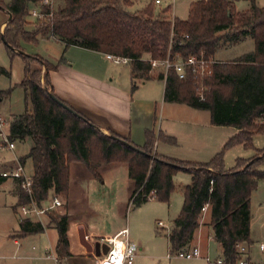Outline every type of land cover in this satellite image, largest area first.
<instances>
[{
  "label": "trees",
  "instance_id": "obj_1",
  "mask_svg": "<svg viewBox=\"0 0 264 264\" xmlns=\"http://www.w3.org/2000/svg\"><path fill=\"white\" fill-rule=\"evenodd\" d=\"M38 1L42 0L0 2V8L13 16L0 32V41L4 37L9 55H22L26 61L21 83L26 92V111L13 117L9 139L33 141L27 158L33 162L37 200L53 193L67 200L70 169L75 162L83 163L95 178L101 177L103 165L123 163L134 183L129 198L133 206L154 198L169 204L175 190L174 177L179 172L189 173L192 181L183 188L181 212L167 235L170 248H189L201 225L203 208L208 205L210 225L222 257L227 264L236 262L237 243H251V198L259 181L264 180V170L260 168L264 149L239 162L233 170L225 169L224 153L237 144L251 147L253 137L264 134V7L253 0L248 10L238 11L234 0H198L191 4L188 18L182 20L170 16L172 6H159L161 11L155 15L157 5L153 2L131 12L125 6L134 0H65V5L57 10L44 7L42 27L29 30L26 16L31 4ZM39 36L54 37L65 44V49L78 46L130 58L132 90L138 79L165 80L167 102L208 110L212 124L232 126L238 132L206 163L157 153L154 131H147L144 146L114 133L106 134L55 94L50 72L57 64L23 53L20 41L35 42ZM247 37L253 39L254 51L232 61L215 60L219 47L238 44ZM191 57L213 62L204 74H195L188 68L184 79L174 69L166 77L164 73L151 75L149 58L175 62ZM63 60L62 57L58 63ZM0 72L8 73L1 67ZM51 93L70 110L52 99ZM25 202L27 197L19 187L18 205ZM49 216L59 234L58 257L71 256L70 216L55 212ZM44 230L42 223L25 219L20 223L19 235Z\"/></svg>",
  "mask_w": 264,
  "mask_h": 264
},
{
  "label": "crops",
  "instance_id": "obj_2",
  "mask_svg": "<svg viewBox=\"0 0 264 264\" xmlns=\"http://www.w3.org/2000/svg\"><path fill=\"white\" fill-rule=\"evenodd\" d=\"M5 11L8 19L2 18L0 20V32L4 31L9 21V14L7 10ZM159 12L157 10V13ZM171 16L176 17L173 6ZM248 39L251 40L250 37H247L239 43L245 42ZM65 52L67 57L65 58L63 55V62L58 63L56 61L53 63L58 66L50 72L54 92L62 101L68 103L76 111L90 119L104 133H114L131 140L135 145L144 146L147 141V131H163L164 121L167 120L173 126L167 122L166 140H159L157 142L156 152L170 158L195 163L210 161L227 141L228 134L218 137L215 139V146H210L212 132H220L222 134V131L218 130L219 128H223V126L212 124L211 117L209 121L203 119L201 112L207 110H198L186 104L167 102L165 100V80L157 78L151 80L138 79L136 80L137 87L132 90L131 67L129 69L117 68L107 58L106 53L78 46H71ZM215 60L217 59L215 58ZM160 73L162 72L154 70L151 72V75L156 76ZM161 120L162 122L160 123ZM176 123L180 125V132L176 128ZM237 132L238 130L233 127L232 134L234 135ZM24 141H29L30 147H33L31 139ZM23 159H25L23 156L15 157L12 162L2 163L0 167L4 170L14 166L18 161L22 162L25 166L26 159ZM28 159L31 160L30 158ZM116 168L117 166L114 163L105 164L100 168L101 177L95 178L83 163L75 162L71 165L69 197L67 200L63 199L64 205L60 209L70 216L68 236L70 241L69 250L72 255L62 259L56 253L59 239L58 230L54 224L45 220L49 218V215L42 216L41 218H29L34 223H42L45 227L43 232L27 236L19 235L20 223L25 220L21 218L18 210L19 184L16 180L3 178L5 180L0 182V199L2 200V202L0 201V205L12 207L14 213L18 216V220L15 221L11 217L8 219V228L4 232L9 237L8 244L0 236V250L13 248L14 246L16 251H21L29 239V244H32L34 249L38 246V249H41L42 253H49L48 246H50L58 257V261L55 260L57 264H89L91 259L85 253L79 238L80 227L84 228L88 239L94 240L112 237L121 230L128 228L130 238L135 240L140 248L133 264H137L146 258L148 246L140 242L138 236L132 237L131 230L127 226L124 217L126 216V207L123 206V203L129 204L133 187L127 185L128 202L127 200L123 202L120 196L123 186L116 179ZM189 175L191 176L190 184L192 175ZM10 180L12 183H9ZM97 184H100L101 187H98ZM90 187L92 190L98 189L100 197L97 194L91 201L88 197L86 198L88 192H90ZM105 192L109 196L108 200H105L103 197ZM83 202L84 206L94 213L95 217L106 214V212L110 213L113 217L112 223L107 228H97L91 226V224L82 218H78L75 215L76 208ZM204 213V217H201V225L189 246L200 247L203 258L208 255V239L204 232L207 225L208 227L210 226L214 238L213 227L210 225L209 207ZM205 215H208L209 218H205ZM175 219H173V227ZM164 238L170 248L168 237ZM43 257L42 255L38 256V258ZM92 262L95 264V254Z\"/></svg>",
  "mask_w": 264,
  "mask_h": 264
},
{
  "label": "rangeland",
  "instance_id": "obj_3",
  "mask_svg": "<svg viewBox=\"0 0 264 264\" xmlns=\"http://www.w3.org/2000/svg\"><path fill=\"white\" fill-rule=\"evenodd\" d=\"M11 0H0L3 4L10 3ZM198 0H174L172 3L173 11L177 18L185 20L189 16V9L193 2ZM253 0H234L236 9L238 11H245L251 7ZM255 3L264 7V0H254ZM151 0H134V3L129 7L125 8L131 12H137L142 10L145 7H149ZM65 5V0H52L51 9L57 10ZM42 2H34L31 4L29 13L26 16V20L28 22L26 28L27 29H39L42 27V22L44 19H40L34 17L31 14L32 9L37 8L41 9ZM151 7V6H150ZM159 6L155 7V15H158L157 10H160ZM160 13V12H159ZM172 15V10L170 12V16ZM4 18L8 19V15L6 16V11L0 8V20ZM20 46L23 49L25 54L28 55H38L49 60L52 63L56 61L59 62L61 57L64 55L66 58V50L65 44L54 38V37H43L39 36L38 41H20ZM255 43L253 45V40L248 39L245 42L234 44V45H223L218 48L215 58L219 61H232L235 60L247 53L254 51ZM25 59L22 55L15 54L13 56L9 55L8 49L4 42L0 41V67L4 68L8 73L0 72V122L1 119L7 121V123L0 127V164L12 162L15 157L23 156L26 159L25 170L28 175H34V167L32 160L27 158L30 152V142L29 141H20L15 140V148L9 149L8 147H3V145L8 141L7 136L10 134V124L12 119L16 115L23 114L26 111L27 100H26V92L24 88L21 86V83L24 79V70H25ZM112 63H114L112 61ZM114 66L120 69H129L131 64H116ZM42 80V79H41ZM203 91V90H202ZM200 110V109H198ZM203 119L209 121L211 117V113L207 110L201 112ZM162 120L160 121V123ZM167 122L171 123L167 120L164 121L163 131H155L154 132V140H155V148L157 142L159 140L165 141L166 135L165 132L167 130ZM173 126V124L171 123ZM176 128L180 132V125L176 123ZM175 127V126H174ZM221 129V130H220ZM218 131H222L216 133L212 132V139L210 146H215L214 142L220 136H225L228 134L227 141L221 146L220 151L224 147V145L229 141V139L233 136V127L232 126H223V128H219ZM161 134V137H160ZM235 135V134H234ZM162 138V139H161ZM211 147V148H212ZM264 149V134H257L253 137L252 146L246 147L243 144H237L227 150L224 153V161H225V169L233 170L238 166V163L243 160H248L254 157L258 151ZM156 150V149H155ZM117 168L116 179L123 186V191L120 196L123 202L127 200L128 202V191L127 185L133 187L134 183L128 176V171L126 166L122 163H114ZM264 170V164L260 167ZM2 167H0V172L2 171ZM191 176L189 173L179 172L174 177L175 190L172 193L170 203L161 202L158 199H151L147 202L141 204L140 206H133L130 203L128 205L123 203V206L126 207L125 214L126 216V224L131 230L132 237L138 236L139 241L144 243L145 246H148V252L146 258L142 259L140 262H136L137 264H215V261L218 258H222V249L218 243L214 240L212 236V230L210 226H206L207 228L204 230L208 239V255L211 258L212 262H208L205 258H194V259H185L180 257H170V254L174 252L171 248H169L166 239L168 233L173 228V219H175L181 212L183 206V193L182 189L189 184ZM9 183H12L11 180ZM98 187L100 184H97ZM101 187V186H100ZM17 190V187H16ZM90 192H88L89 200L91 201L94 196L100 197L98 193V189L92 190L90 187ZM111 195V194H110ZM62 200H66L64 197L60 196ZM102 197V196H101ZM105 200H108V194L105 192L103 195ZM2 202V200L0 199ZM129 206V207H128ZM89 208V207H88ZM125 209V208H124ZM251 237L252 243H250V263L251 264H264V251L260 249V244H264V180L259 181L258 188L253 192L251 198ZM58 215L64 214V210L59 209L55 212ZM204 211L202 212V217H204ZM75 215L78 218H82L91 226L94 227H102L107 228L109 224L112 223V215L110 213L102 214L101 216L95 217L94 213L90 212L87 207L84 206V202L80 203L76 208ZM18 220V216L14 213L13 208L6 207L5 205H0V236L6 240V244H8V238L5 235V231L7 230V224L9 218ZM205 218H209L208 215H205ZM47 222H51L50 216L45 219ZM158 221H163L168 229H159L157 226ZM16 228V227H15ZM45 237V236H44ZM69 237V236H68ZM46 241L47 238H45ZM88 239V238H87ZM91 243H95L94 239H88ZM101 242L106 243L104 239H99ZM29 239L26 241V244L22 248L21 251H16V248H8L5 250H0V264H57L53 258L48 256V253H42L41 249H34L32 244H29ZM85 253L90 257L89 264H93L92 260H94V253H90L87 248L81 243ZM49 253L55 254L54 250L48 246ZM44 256L43 258H38V256ZM46 256V257H45Z\"/></svg>",
  "mask_w": 264,
  "mask_h": 264
},
{
  "label": "built area",
  "instance_id": "obj_4",
  "mask_svg": "<svg viewBox=\"0 0 264 264\" xmlns=\"http://www.w3.org/2000/svg\"><path fill=\"white\" fill-rule=\"evenodd\" d=\"M42 8L39 10L37 8L32 9L31 14L34 17L44 19L46 13L44 12V7L52 6V0H42ZM157 6H172L174 0H151ZM107 58L113 61L116 64H128L131 63L130 58L116 56L113 54H107ZM149 62L151 63V72L152 71H160L164 73L165 77L168 74L170 69H174L178 74L180 79H184L187 76V69L190 68L193 73L204 74L206 72L207 66L213 62V60H205L204 58L197 59L195 57H191L188 60H178L171 61L169 58L165 60H156L149 58ZM7 121L1 119L0 127H3ZM3 145V147H8L9 149L15 148V142L9 139ZM1 178L13 179L16 180L19 184L21 190L25 193L27 197V202L18 205V210L21 214L22 219L29 218H41L42 216L49 215L51 212L58 211L61 207H63L64 203L62 198L59 195L52 194L48 198L38 201L35 195L34 189V177L27 174L25 170V166L22 162L18 161L14 166L4 169L0 172ZM208 208L206 205L203 208L205 212ZM157 226L159 229H168L167 225L163 221H158ZM119 239L120 242H123L125 247L122 250V254L124 256L123 264H133L138 256V252L140 250L139 244L130 238L129 229L125 228L121 230L118 234L112 237H106L104 240L109 245V251L107 254H102L101 256H95V264H100V262L104 260H109L110 264H119V256L110 255L115 248L114 244H111L109 241ZM260 249L264 251V244H260ZM249 250L250 246L244 242H239L236 245V251L238 252V258L236 262L231 264H251L249 258ZM48 256L58 261V257L56 254L48 253ZM170 257H180L185 259H194L203 257L202 250L198 246L184 248L178 251H174L170 254ZM204 258L208 262H212L211 258L207 255ZM215 264H227L224 259L218 258L215 261Z\"/></svg>",
  "mask_w": 264,
  "mask_h": 264
},
{
  "label": "water",
  "instance_id": "obj_5",
  "mask_svg": "<svg viewBox=\"0 0 264 264\" xmlns=\"http://www.w3.org/2000/svg\"><path fill=\"white\" fill-rule=\"evenodd\" d=\"M12 14H9V21L12 19ZM3 42L6 43V40L4 39V37L2 38ZM23 52V51H22ZM24 53V52H23ZM52 99H54L57 103H59L60 105H62L63 107L69 109V107H67L63 102H61L57 96L55 94H50ZM70 110V109H69ZM122 143L130 146L133 149H137L136 147H134L133 145L129 144L127 141L125 140H121ZM79 238H80V242L87 248V250L90 253H94L95 256H101L102 254H107L109 251V245L107 243L101 242L100 240L95 241V243H91L85 234L84 228L80 227L79 229Z\"/></svg>",
  "mask_w": 264,
  "mask_h": 264
},
{
  "label": "clouds",
  "instance_id": "obj_6",
  "mask_svg": "<svg viewBox=\"0 0 264 264\" xmlns=\"http://www.w3.org/2000/svg\"><path fill=\"white\" fill-rule=\"evenodd\" d=\"M109 242L115 245V248L113 249V252L110 255L119 256V264H123L124 256L122 254V250L125 247L124 243L120 242L118 238L116 240H111ZM100 264H110V261L104 260L100 262Z\"/></svg>",
  "mask_w": 264,
  "mask_h": 264
}]
</instances>
